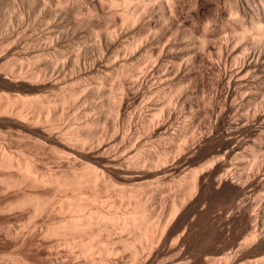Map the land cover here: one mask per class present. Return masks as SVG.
Wrapping results in <instances>:
<instances>
[{"label": "bare ground", "instance_id": "1", "mask_svg": "<svg viewBox=\"0 0 264 264\" xmlns=\"http://www.w3.org/2000/svg\"><path fill=\"white\" fill-rule=\"evenodd\" d=\"M0 244L264 264V0H0Z\"/></svg>", "mask_w": 264, "mask_h": 264}, {"label": "rangeland", "instance_id": "2", "mask_svg": "<svg viewBox=\"0 0 264 264\" xmlns=\"http://www.w3.org/2000/svg\"><path fill=\"white\" fill-rule=\"evenodd\" d=\"M43 156L46 157V158L48 157L47 154H43ZM21 223H22V222H20V224H21ZM18 224H19V222H18ZM16 225H17V224H16ZM36 237H37V238H36ZM33 238H34V239H32V237H30V239L28 240V241H30V242H29L30 244L32 243V244H31L32 247H31L28 251H29V252H37V251H36V250H38V246H37V245H39V252H40V249H42L43 252H42V251H41V252H42V253H46L45 250H44V248H42V245H41L42 243H41V241H39L38 236H33ZM31 239H32V242H31ZM37 239H38V240H37ZM35 242H36L37 244H34ZM38 242H40V243H38ZM34 245H36V247H35ZM40 245H41V246H40ZM33 246H34V247H33ZM1 247H3L2 244H0V248H1ZM53 251H54V250H53ZM53 251H52V253H53ZM51 258H52V260H51ZM51 258L47 259L49 262H48V261L46 262V260H45L44 258H42V259L44 260V262H43V260H41L40 263H41V264H45V263H46V264H48V263H50V264H55V263H56V264H63V263H64V264H69V261H70V264L73 263L72 259H70V258H68V260L66 259L68 263H66V260H65V262H63V263L56 262L55 260H53V259H54L53 256H52ZM54 262H55V263H54ZM73 264H74V263H73Z\"/></svg>", "mask_w": 264, "mask_h": 264}]
</instances>
